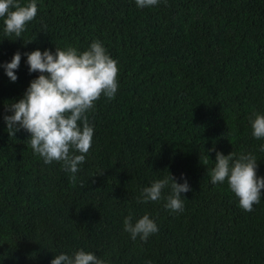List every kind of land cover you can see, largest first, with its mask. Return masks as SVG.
Masks as SVG:
<instances>
[{"label": "trees", "instance_id": "obj_1", "mask_svg": "<svg viewBox=\"0 0 264 264\" xmlns=\"http://www.w3.org/2000/svg\"><path fill=\"white\" fill-rule=\"evenodd\" d=\"M36 2L20 38L6 35L0 18V264H51L81 248L109 264H264V195L246 212L207 170L215 145L225 155L252 153L264 176V139L250 122L264 113V0ZM96 39L119 61V88L88 114L93 142L73 183L63 162L34 153L29 133L9 136L6 105L39 73L26 55L15 82L2 65L17 51L83 52ZM170 172L191 186L183 211L166 199L137 202ZM130 212L134 222L149 214L159 231L133 240L124 230Z\"/></svg>", "mask_w": 264, "mask_h": 264}, {"label": "clouds", "instance_id": "obj_2", "mask_svg": "<svg viewBox=\"0 0 264 264\" xmlns=\"http://www.w3.org/2000/svg\"><path fill=\"white\" fill-rule=\"evenodd\" d=\"M136 3L140 8L155 7L160 0H136ZM37 12L36 0H30L25 5L20 0H0V18H5L4 31L8 36L15 34L20 38ZM24 55L27 56L29 72H38L39 75L30 82L22 98L6 105L12 113L4 116L8 134L13 137L21 130L29 133L27 140L34 153L42 157L46 164L63 162L64 169L72 174L70 179L75 183L76 173L86 161L94 137V125L90 123L88 114L102 95L109 100L115 98L119 88V61L109 54L99 39L83 52L73 46L65 49L56 47L55 52L39 48L28 53L17 51L10 62L2 65L13 82L18 79L17 70ZM250 122L253 137L264 139V113L254 111ZM212 151H216L215 165L207 169L211 182L223 184L226 181L239 198V206L246 212L253 211L254 205L259 204L264 195V176L258 175L256 156L241 153L237 157L234 151L225 155L217 151L215 145L207 150ZM260 151L264 152V145H261ZM207 163L208 159L204 157L203 165ZM182 176L184 183H179L171 172L155 180L151 186L141 190L137 202L147 204L166 199V208L173 212L183 211L181 194L191 191V186L186 175ZM167 188L171 191L165 197L164 190ZM124 230L130 233L133 240L139 236L147 242L159 228L149 214L134 222V214L130 212L124 218ZM51 264H109V261L81 248L73 254L55 255Z\"/></svg>", "mask_w": 264, "mask_h": 264}]
</instances>
